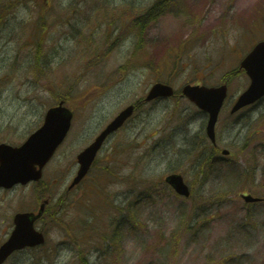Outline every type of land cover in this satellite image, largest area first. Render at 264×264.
<instances>
[{"label": "rangeland", "instance_id": "obj_1", "mask_svg": "<svg viewBox=\"0 0 264 264\" xmlns=\"http://www.w3.org/2000/svg\"><path fill=\"white\" fill-rule=\"evenodd\" d=\"M155 4L158 14L144 19ZM261 39L264 0H0V143H22L60 100L73 112L42 182L0 190V244L16 212L36 211L52 197L36 225L44 245L4 264H264V203L240 198H264V100L229 113L248 85L239 62ZM224 77L229 93L215 131L220 151L231 152L226 161L199 172L206 115L177 96L139 108L66 194L76 155L153 83H171L179 94L183 85L216 86ZM170 171L183 175L190 200L165 187ZM137 186L141 201L124 212L139 227L120 212L123 235L112 253L93 240L107 245L114 229L109 206L124 197V207ZM147 189L156 195L143 203Z\"/></svg>", "mask_w": 264, "mask_h": 264}, {"label": "water", "instance_id": "obj_2", "mask_svg": "<svg viewBox=\"0 0 264 264\" xmlns=\"http://www.w3.org/2000/svg\"><path fill=\"white\" fill-rule=\"evenodd\" d=\"M241 67L251 79L247 90L238 98L232 112L248 105L264 95V42L258 43L253 50L243 59ZM226 86L207 88L186 85L182 94L194 102L200 109L209 113L207 133L213 139V127L217 115L226 97ZM173 94L171 87L163 84H155L149 91L146 100L156 97H168ZM133 107L129 106L123 110L106 128L99 134L95 141L88 146L77 157L80 168L70 188L77 184L86 174L92 163L97 150L106 136L122 125L124 120L130 116ZM71 113L61 106L51 108L45 115L42 128L33 133L20 147H11L0 144V186L11 187L15 183L26 184L41 177V169L51 158L57 146L65 137L71 122ZM38 166V170L36 169ZM166 181L174 190L184 196H188V188L183 183L181 176L170 175ZM247 202L257 199L246 196ZM43 210L41 205L37 215L32 213H18L14 216L15 229L9 239L0 246V264L14 251L24 246H33L43 242L41 233L33 229V223L38 219Z\"/></svg>", "mask_w": 264, "mask_h": 264}, {"label": "trees", "instance_id": "obj_3", "mask_svg": "<svg viewBox=\"0 0 264 264\" xmlns=\"http://www.w3.org/2000/svg\"><path fill=\"white\" fill-rule=\"evenodd\" d=\"M150 17L148 16L146 19L148 20ZM45 214H48V208L46 210V213Z\"/></svg>", "mask_w": 264, "mask_h": 264}]
</instances>
